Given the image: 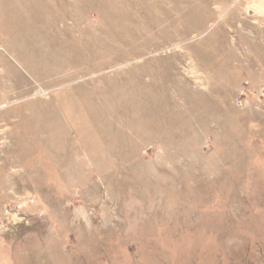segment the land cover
Wrapping results in <instances>:
<instances>
[{
	"label": "rangeland",
	"instance_id": "374dc122",
	"mask_svg": "<svg viewBox=\"0 0 264 264\" xmlns=\"http://www.w3.org/2000/svg\"><path fill=\"white\" fill-rule=\"evenodd\" d=\"M0 264H264V0H0Z\"/></svg>",
	"mask_w": 264,
	"mask_h": 264
},
{
	"label": "built area",
	"instance_id": "2783aa9c",
	"mask_svg": "<svg viewBox=\"0 0 264 264\" xmlns=\"http://www.w3.org/2000/svg\"><path fill=\"white\" fill-rule=\"evenodd\" d=\"M9 212V211H8Z\"/></svg>",
	"mask_w": 264,
	"mask_h": 264
}]
</instances>
